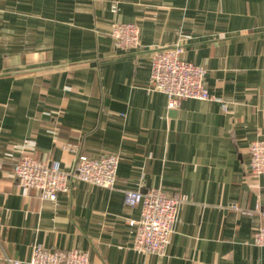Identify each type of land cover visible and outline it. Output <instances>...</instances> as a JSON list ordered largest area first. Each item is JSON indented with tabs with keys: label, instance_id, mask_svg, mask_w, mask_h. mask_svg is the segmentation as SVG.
I'll return each instance as SVG.
<instances>
[{
	"label": "crops",
	"instance_id": "1",
	"mask_svg": "<svg viewBox=\"0 0 264 264\" xmlns=\"http://www.w3.org/2000/svg\"><path fill=\"white\" fill-rule=\"evenodd\" d=\"M120 23L137 25L139 48L115 46ZM176 46L226 112L200 100L170 110L152 89L154 53ZM263 138L264 0H0V264L36 245L90 264H264V176L249 152ZM22 153L65 171L115 153L116 188L73 180L44 201L17 183ZM150 189L187 198L163 257L134 250L141 206L124 204Z\"/></svg>",
	"mask_w": 264,
	"mask_h": 264
},
{
	"label": "built area",
	"instance_id": "2",
	"mask_svg": "<svg viewBox=\"0 0 264 264\" xmlns=\"http://www.w3.org/2000/svg\"><path fill=\"white\" fill-rule=\"evenodd\" d=\"M113 12L117 9L114 6ZM110 36L116 47L123 50L141 46L140 31L134 23H120L113 26ZM181 46L158 50L152 57L149 83L153 90L168 97V107L175 110L184 100L214 101L227 105L212 95L206 85L207 72L204 68L182 60ZM250 168L252 173L264 176V138L250 145ZM3 164L0 162V167ZM14 175L20 187L26 191H37L44 201L55 202L60 194L70 191L71 181L114 190L117 183L119 156L115 153L100 158L80 156L72 171L62 169L57 161L47 162L22 153L13 164ZM124 204L130 209L141 206L139 219L130 222L136 228L133 243L135 251L145 255H166L173 233L179 207L187 203L186 197L171 196L160 189L126 191ZM237 209V207H234ZM264 220V209L256 211ZM255 213L249 211V214ZM253 240L256 246L264 247V225L255 230ZM9 264H90V254L77 250L64 251L47 249L43 245L33 247L27 262L6 258Z\"/></svg>",
	"mask_w": 264,
	"mask_h": 264
}]
</instances>
